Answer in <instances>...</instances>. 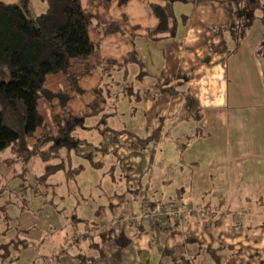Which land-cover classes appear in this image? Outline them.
Listing matches in <instances>:
<instances>
[{"label": "crops", "instance_id": "crops-1", "mask_svg": "<svg viewBox=\"0 0 264 264\" xmlns=\"http://www.w3.org/2000/svg\"><path fill=\"white\" fill-rule=\"evenodd\" d=\"M81 1L83 11L94 18L88 35L97 48L68 71L77 79L79 91L64 75L46 78L47 91L68 97L64 108L56 98L41 99L37 110L48 125L55 116L79 119L71 137L83 143L85 152L73 158L91 154L99 167L88 160L77 167L71 163L75 155L71 153L67 171L52 175L62 173L60 182L66 188H61V197L51 194L49 200L58 198L68 218L62 224L61 215H54L52 229L61 228L43 238L35 234L30 242L31 246L48 242L51 250L42 256L31 247L32 257L22 252V264L24 260L26 264H264L260 12H254L255 19L234 49L226 29L231 20L222 4L225 0L174 1L175 21L169 25L174 36H160L157 41L148 38L157 24L151 6H163L167 0L105 3L101 5L105 12L95 0H85V8ZM113 20L118 30L105 33ZM213 29L223 30L221 36ZM222 42L226 53H212L210 48ZM230 50L234 51L228 55ZM131 53L146 74L140 75L139 65L129 59ZM177 72L192 75L185 90L195 100L198 119L185 114L181 95L158 94L156 82ZM86 93L83 102L80 98ZM45 106L53 111L50 122L42 111ZM105 127L118 135L100 132ZM135 138L151 141L131 151ZM142 194L150 209L172 202L181 209L199 208L201 213L189 214L180 224L170 216L159 226L139 222L133 226L123 220L112 227L114 221L143 211Z\"/></svg>", "mask_w": 264, "mask_h": 264}, {"label": "trees", "instance_id": "trees-1", "mask_svg": "<svg viewBox=\"0 0 264 264\" xmlns=\"http://www.w3.org/2000/svg\"><path fill=\"white\" fill-rule=\"evenodd\" d=\"M100 1L104 3L117 2L119 6L127 2V0ZM174 1L177 0H167L163 6H151L153 15L157 19V24L153 30L148 32L150 40L157 41L160 36H174V28L169 26L171 22L175 21L172 8ZM43 2L46 5L45 11L35 16L32 14L29 0H18L15 4L0 2V69H5L9 80L5 86L1 87L0 85V154L7 150H10V152L19 150V154H24L27 160L31 157H38L42 162H46L45 155L53 154L55 155L53 156L54 158L60 156L58 142L64 140L69 142L68 145L70 143L74 144L66 147L65 153L68 161L71 153L76 155L78 153L76 149L80 144H83L82 142H75L71 137L72 131L80 124L75 122L76 118L69 115L67 117L55 116L54 123L57 127V132L56 137H52L53 133L49 130L43 117L38 113L37 106L38 101L41 99L51 101L56 98L64 108L68 97L47 91L44 88V84L48 76L68 75V71L76 62L85 61L94 54L97 45L90 41L88 35L94 18L83 11L80 0H43ZM222 2L231 20L226 29H228L231 40L235 43L234 49H236L239 41L245 37L252 21L255 19L254 12L256 10L260 12L259 20L264 26V3L259 0H225V2ZM114 30H118L117 26L110 23L106 26L105 33H110ZM212 32L219 35L223 30L213 29ZM210 50L212 53L224 52L225 50L226 53L223 42L216 47H211ZM233 51L230 50L227 54L229 55ZM262 54L264 55V33ZM129 57L130 61L137 63L141 68L142 72L140 75L146 74L143 72V66L135 54L131 53ZM191 78V74L177 72L162 81L156 82L155 87L160 95H181L184 99L183 108L185 114H191V118L198 119L200 117L195 100L185 90V85ZM68 79L72 88L79 91L77 79L70 76H68ZM14 88L18 89L16 91L17 94L12 91ZM145 94L155 97L150 92H145ZM130 95L134 94L130 93ZM134 98L136 101L140 99L137 94L134 95ZM94 105L91 106L92 109H94ZM104 122L105 120L102 118L100 124H104ZM107 131L110 130L105 127V130L101 129L100 132L105 133ZM39 132L38 137L37 134ZM110 132L113 137L118 135L117 132ZM30 139L34 143L29 147L27 140ZM135 139V142L129 145L131 151H136L151 141L150 138ZM46 143L50 145L43 151L41 146ZM22 144L26 145L23 150H21ZM83 157L90 161L94 167H99L92 163L91 154H85ZM68 166L69 162L56 163L55 165L52 163L50 165L45 164L41 180L59 171H67ZM71 174V170H69L67 175L70 176ZM140 198L141 203L146 200L145 202L148 205L141 213L127 215L126 219H118L111 226L113 227L117 222L123 220L135 226L138 220L135 221L134 217L147 210L155 211L160 207L153 209V206H151L152 209H150L146 195L142 194ZM173 204L169 202L162 206L169 208ZM125 217L123 216L122 218ZM169 217L164 216L163 222H166ZM15 239H18V237ZM21 242L19 240H11L6 244L0 245L1 264L4 261L9 263L15 261L13 264H21V262H17L18 257L21 256V253L27 247L26 243ZM126 243L127 241H124L120 246ZM13 249L15 250L14 253L12 252ZM61 253L62 251L59 254ZM42 256L45 255L42 254Z\"/></svg>", "mask_w": 264, "mask_h": 264}, {"label": "rangeland", "instance_id": "rangeland-1", "mask_svg": "<svg viewBox=\"0 0 264 264\" xmlns=\"http://www.w3.org/2000/svg\"><path fill=\"white\" fill-rule=\"evenodd\" d=\"M29 1L31 5L32 14L39 15L41 14V12H44L45 3L43 2V0H29ZM0 2H3L5 4H15L18 2V0H0ZM81 2L83 8H85L87 6V2H85V0ZM95 2L97 6L101 8L103 12H105V9L101 7V5L104 6L105 3L100 0H95ZM106 8L108 9V6H106ZM111 13L114 14V12L112 11ZM110 18H112V16H110ZM110 18L108 19V21L110 20ZM103 20L97 19L99 23L105 22ZM112 22H117V21L113 20L109 23ZM219 36H221L220 33ZM225 47L227 48V46ZM3 69L2 68L0 69L1 87L5 86V84L9 81L7 73L5 72V69L4 70ZM64 76L68 78V75H64ZM12 91H14V93L17 94L16 91H18V89L14 88ZM11 93L13 94V92ZM84 99H88L87 93L80 98V100L83 102ZM74 103L77 104L79 102H74ZM71 109L73 110L72 107ZM84 110L85 108H83L81 112H83ZM42 111L47 116L50 122V119L53 115V111L48 106H45L42 109ZM55 112H59V111L55 110ZM62 117L65 116L62 115ZM78 120L79 119L76 118L75 122H77ZM49 125H48L49 130L53 132L51 136L56 137L55 128L57 127H55L53 121ZM39 134L40 132L37 134L38 137ZM76 137L79 138L78 133H76ZM73 140L75 142L78 141V139H73ZM33 143H34L33 140H30V145L28 146L29 147L32 146ZM68 144H69L68 141L60 140L58 142V148H59L58 150L60 156L54 158L53 156L55 155L53 154L45 155L46 162H42L40 159H38V157L36 158L31 157L27 160V158L24 157L25 156L24 154H19V150L17 151L14 150L13 152L7 150L4 151V153L0 154V245L6 244L11 240H17V241L19 240V242L22 241L21 243H26L27 245V247L24 249L26 255H29L31 257H32V252H30L31 247L33 248L32 251L34 252V254L39 253L41 255L42 254L46 255L49 252V250H51V246L48 242H44L42 245L36 244L29 246V244L32 241V238L34 239L35 234L39 236L41 235V238H43V236L49 234L50 231H54L55 229L61 228L57 226L53 228L54 230L52 229L53 219L55 218L54 215H59V214L61 215L62 224H65V220H67L68 218L67 215H64L66 209L59 208L61 205L64 206V204L60 203L58 198H55L54 200H49L51 194L57 197H61L60 195L61 190L66 188V184L64 183V181L62 183L60 182L62 178L64 180V175L62 173H58L55 176H52L53 174H51L46 179L41 180L43 168L45 164L50 165L52 163L55 165L56 163L68 162L67 154L65 153V150L66 147L73 145L72 143H70V145ZM48 145L50 144L46 143L42 145L41 149L43 151L46 150ZM24 147H26V145L22 144L21 150H23ZM76 150L79 153L81 151L85 152L83 145H80ZM73 157H76V155L72 156L71 163L72 164L77 163L75 164V166L78 167L79 165L82 168L84 160L86 159L83 157L82 159L73 158ZM140 205L141 208L143 205L142 203H140ZM145 206L148 205L145 204ZM144 208L145 207H143V210ZM190 209H192L193 212H191ZM190 213L191 215L193 214L197 215L200 214L201 211L196 207H190L189 210L183 216L173 219L175 222L180 224L182 219L189 216ZM134 218L135 221L138 220L139 223H147L144 220L141 222L140 220L141 214ZM16 237H18V239H15ZM14 251L15 250L13 249L12 252L14 253ZM23 259H24V255L22 253L21 256L18 257L17 262H21ZM10 260L12 261V259ZM14 262L15 261L9 263L4 261L2 262V264H13ZM26 262L28 261L24 260L25 264Z\"/></svg>", "mask_w": 264, "mask_h": 264}, {"label": "built area", "instance_id": "built-area-1", "mask_svg": "<svg viewBox=\"0 0 264 264\" xmlns=\"http://www.w3.org/2000/svg\"><path fill=\"white\" fill-rule=\"evenodd\" d=\"M144 203L146 204V202L143 201L142 205L144 207H146ZM189 208H182L181 209L176 204H173V206H170L169 208H167L166 206L165 207L160 206L155 211H148L147 210L144 213H142L140 220H141V222L144 220L150 225L159 226L161 224V222H163L164 216H172L173 215V217H175V218L181 217L189 210ZM190 211L193 212L192 209H190ZM134 220H135V218H134Z\"/></svg>", "mask_w": 264, "mask_h": 264}]
</instances>
